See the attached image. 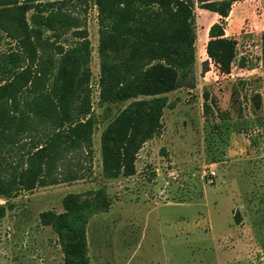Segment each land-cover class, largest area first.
<instances>
[{"label":"rangeland","instance_id":"1","mask_svg":"<svg viewBox=\"0 0 264 264\" xmlns=\"http://www.w3.org/2000/svg\"><path fill=\"white\" fill-rule=\"evenodd\" d=\"M75 9L94 47V174L0 197V264H63L58 237L40 215L62 212L67 194L91 189H104L111 201L88 226L91 264H264V0H234L225 20L227 36L238 43L230 75L206 53L220 17L196 6L195 87L168 94L164 129L139 153L136 176L114 181L102 176L100 139L128 103L98 104L95 0ZM12 47L0 39V54Z\"/></svg>","mask_w":264,"mask_h":264},{"label":"trees","instance_id":"2","mask_svg":"<svg viewBox=\"0 0 264 264\" xmlns=\"http://www.w3.org/2000/svg\"><path fill=\"white\" fill-rule=\"evenodd\" d=\"M81 2L88 0H0V39L13 43L0 54V197L93 177L94 47L75 9ZM233 3L95 0L98 104L128 103L101 134L104 179L136 176L139 153L164 129L168 94L195 87L196 6L220 17L206 53L222 74L232 73L238 43L227 36L225 20ZM254 102L261 110L259 94ZM62 205V212L41 213L40 222L56 233L63 264H91L88 226L111 209L110 198L91 189L67 194Z\"/></svg>","mask_w":264,"mask_h":264},{"label":"built area","instance_id":"3","mask_svg":"<svg viewBox=\"0 0 264 264\" xmlns=\"http://www.w3.org/2000/svg\"><path fill=\"white\" fill-rule=\"evenodd\" d=\"M99 88V87H98Z\"/></svg>","mask_w":264,"mask_h":264}]
</instances>
